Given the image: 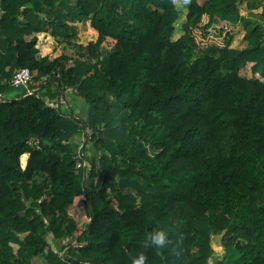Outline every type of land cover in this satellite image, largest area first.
<instances>
[{
  "label": "trees",
  "instance_id": "1",
  "mask_svg": "<svg viewBox=\"0 0 264 264\" xmlns=\"http://www.w3.org/2000/svg\"><path fill=\"white\" fill-rule=\"evenodd\" d=\"M183 1L177 38V0L0 1V264H222L212 231L264 264V22L241 15L259 4ZM72 89L85 117L48 102Z\"/></svg>",
  "mask_w": 264,
  "mask_h": 264
},
{
  "label": "rangeland",
  "instance_id": "2",
  "mask_svg": "<svg viewBox=\"0 0 264 264\" xmlns=\"http://www.w3.org/2000/svg\"><path fill=\"white\" fill-rule=\"evenodd\" d=\"M198 1L202 3L205 0H198ZM257 2L259 5L256 8H249L247 6V3L245 2L241 6L242 17L249 18L255 23H258L261 21L264 22V0H257ZM177 5L181 11V18L175 23L176 33L174 34L173 38H177L181 34L184 33L182 25L186 19V11H187L185 2L183 0H177ZM223 21H227V20H223ZM75 23L78 27V30H79V33L81 35V39L83 42L87 43L91 40L97 39V33L94 31V29H92L89 21H80V22L77 21ZM234 32L236 33V35H235L232 45L234 47H239V48L247 47L248 46V41L246 39L247 31H246V28L244 27L243 19L239 18L238 21H236V28ZM50 41L51 40H48V43ZM112 43L113 41L111 39H107L103 45L104 47H107V46H110ZM46 47L49 50H47ZM46 47L42 49V54H46L47 52H52V49H54V46H49V44L46 45ZM42 82L43 81L41 80L37 82L36 85L38 84L40 85V83ZM47 99H48V102L53 101L55 103H58L62 111L74 112V113L81 115V117L86 116V110H84L82 101L79 97L77 98L75 97V90L73 89L70 91L69 94L64 93L62 98L51 99L47 97ZM76 141L78 142L80 148L84 144L86 145L87 149L85 153L87 155L92 154L93 144L90 142H87V132L86 134L83 133L77 136ZM79 147L77 149L78 151H79ZM77 158H78V167L80 168V171L86 174L90 167L89 161L88 160L82 161L81 155H79ZM68 210H69V213L79 223V228L77 231V233H79L85 227L86 223L89 221V215L86 211V205H85V196L78 197L76 202L68 207ZM68 242L69 241L64 239L65 244H67ZM61 246L62 245H59L58 242H54L53 248L56 251H59ZM212 247H213V259L215 258L216 260H219V261L221 260L222 264H232V259L226 255L225 248L222 244V233L221 232L217 233L215 231H212ZM37 264H48V262L44 258H41V260Z\"/></svg>",
  "mask_w": 264,
  "mask_h": 264
},
{
  "label": "built area",
  "instance_id": "3",
  "mask_svg": "<svg viewBox=\"0 0 264 264\" xmlns=\"http://www.w3.org/2000/svg\"><path fill=\"white\" fill-rule=\"evenodd\" d=\"M33 77H34V72H32L29 68L17 69L14 72L11 83L14 87L24 86L28 88L33 80ZM49 104L52 106H58V103H55L53 101L49 102ZM78 264H82V263H78Z\"/></svg>",
  "mask_w": 264,
  "mask_h": 264
},
{
  "label": "clouds",
  "instance_id": "4",
  "mask_svg": "<svg viewBox=\"0 0 264 264\" xmlns=\"http://www.w3.org/2000/svg\"><path fill=\"white\" fill-rule=\"evenodd\" d=\"M156 243L162 244L164 242V233L161 232L155 237ZM135 264H144V257L141 256L139 259L135 261Z\"/></svg>",
  "mask_w": 264,
  "mask_h": 264
}]
</instances>
